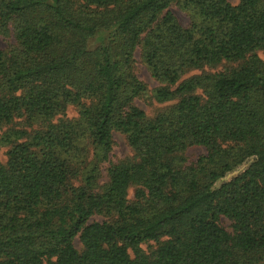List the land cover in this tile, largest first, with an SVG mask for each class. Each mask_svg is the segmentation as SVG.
Returning a JSON list of instances; mask_svg holds the SVG:
<instances>
[{
	"label": "trees",
	"instance_id": "16d2710c",
	"mask_svg": "<svg viewBox=\"0 0 264 264\" xmlns=\"http://www.w3.org/2000/svg\"><path fill=\"white\" fill-rule=\"evenodd\" d=\"M0 34V264H264V0H0Z\"/></svg>",
	"mask_w": 264,
	"mask_h": 264
},
{
	"label": "rangeland",
	"instance_id": "374dc122",
	"mask_svg": "<svg viewBox=\"0 0 264 264\" xmlns=\"http://www.w3.org/2000/svg\"><path fill=\"white\" fill-rule=\"evenodd\" d=\"M228 1L231 4H236L238 2V0H228ZM170 9L172 10V12L174 13V15L176 16L177 20L179 21L181 25L183 26L188 25V23L190 22V18H189V15L185 11H182L174 6L170 7ZM94 39L95 38H93L90 42L91 46L96 44ZM13 41L14 39L12 38V36H6V35L0 34V48L2 49L8 48V46L11 43H13ZM260 56L264 59V52H260ZM135 57L137 60L136 74L140 80H142L143 82L147 84L149 90L152 91L153 89L157 88L159 84L155 81V79L151 77L149 71L145 68V66L140 63L138 51L135 53ZM198 72L199 71H196V70L191 71L186 76L196 74ZM174 101L175 100L159 101V100H156L155 98L145 97V98H137L135 100V103L139 108H141L146 113V115L153 116L159 109L163 108L166 105L173 103ZM75 115H76V110L72 107H69V109L67 110V116L72 117ZM113 140H114V144H113L111 152L109 153V162L111 163L117 162L120 159L129 157L132 155V152L129 149L126 143V140L122 134L116 133V132L113 133ZM6 150L7 148L5 146H0V161L1 162H5L6 160V154H5ZM204 152L205 150L203 147L194 146L185 151V157L188 161H195L197 157L203 154ZM109 162L104 163L102 165V173H101V178L99 180L101 183L105 182L107 179L105 170L108 167ZM133 191H134V188L129 189V194H128L129 197L132 196ZM92 219L98 220V221L102 220L100 216H94L92 217ZM225 224H228V223L225 222ZM74 245L76 248H80V243L77 238L74 241ZM142 247L145 249L146 245H142Z\"/></svg>",
	"mask_w": 264,
	"mask_h": 264
}]
</instances>
